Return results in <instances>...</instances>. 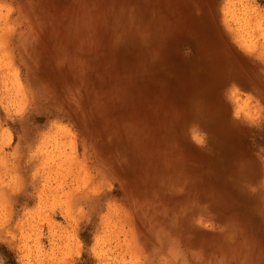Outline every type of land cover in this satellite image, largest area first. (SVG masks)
<instances>
[{
  "label": "rangeland",
  "instance_id": "1",
  "mask_svg": "<svg viewBox=\"0 0 264 264\" xmlns=\"http://www.w3.org/2000/svg\"><path fill=\"white\" fill-rule=\"evenodd\" d=\"M0 264H264V0H0Z\"/></svg>",
  "mask_w": 264,
  "mask_h": 264
}]
</instances>
